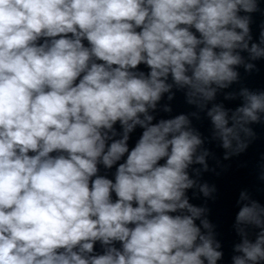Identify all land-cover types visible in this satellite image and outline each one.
Instances as JSON below:
<instances>
[{
    "label": "clouds",
    "instance_id": "clouds-1",
    "mask_svg": "<svg viewBox=\"0 0 264 264\" xmlns=\"http://www.w3.org/2000/svg\"><path fill=\"white\" fill-rule=\"evenodd\" d=\"M261 3L0 0V264H218L209 209L186 194L190 166L208 170L204 138L186 114L152 113L175 87L206 109L225 160L248 148L264 91L208 105L255 68L242 53L264 60ZM237 203L231 264H264V206Z\"/></svg>",
    "mask_w": 264,
    "mask_h": 264
}]
</instances>
